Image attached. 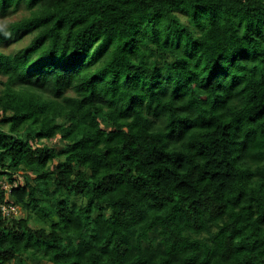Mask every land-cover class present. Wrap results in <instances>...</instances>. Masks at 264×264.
I'll use <instances>...</instances> for the list:
<instances>
[{
  "label": "clouds",
  "instance_id": "obj_1",
  "mask_svg": "<svg viewBox=\"0 0 264 264\" xmlns=\"http://www.w3.org/2000/svg\"><path fill=\"white\" fill-rule=\"evenodd\" d=\"M51 2L0 0V81L48 105L27 124L0 110V139L40 161L17 168L0 146V172L17 177L0 184L21 187L15 207L0 202V264H185L186 248L189 264H224L242 245L264 261V190L248 188L264 176V0H74L58 16ZM181 181L172 216L146 223ZM226 209L246 238L239 222L221 231Z\"/></svg>",
  "mask_w": 264,
  "mask_h": 264
},
{
  "label": "trees",
  "instance_id": "obj_2",
  "mask_svg": "<svg viewBox=\"0 0 264 264\" xmlns=\"http://www.w3.org/2000/svg\"><path fill=\"white\" fill-rule=\"evenodd\" d=\"M74 0H52V2L48 5V7L45 9L46 12H48L50 15L58 16L63 12L72 11V7H69V5H73ZM40 19H47V16L39 17ZM89 21H92L94 17H89ZM43 39V36L36 37V40ZM33 47H35V42L33 43ZM40 47H43L41 45ZM39 50V49H37ZM1 89H0V110L4 112L12 111V116H5L4 119L6 121H16L18 120L21 124H27L28 120L31 118V116L36 113L40 112L42 115H44L48 111V105L45 104L40 98L33 97L31 95H19L12 91L13 84L11 82L4 83L3 81L0 83ZM106 114L97 112L95 116L92 117L93 120L96 118L104 119V116ZM36 121L33 120L32 124H35ZM13 127L15 128V123L13 124ZM53 127H59L57 124H53ZM91 128V122H88L87 124H81L78 129L72 132V138L76 140V143H80L82 140L85 139L88 135V131ZM32 133L30 130H27L25 132V135L30 136ZM37 135H40V133H37ZM68 135V133H66ZM79 137V139H76ZM90 139V137H89ZM17 145H20V147H17ZM0 146L4 147L6 149V154H11L12 159L15 162V167L19 168L20 165L24 164L29 169H31L33 166H39L40 161L39 160H29L26 159L27 157V149H26V141L20 140L18 138H9L7 136L0 139ZM83 150V149H82ZM256 163H259V161H256ZM11 167V166H10ZM149 167H151V161H149ZM131 170V169H130ZM160 170L157 169L153 172H151L152 178L156 181L154 187L156 189H159L161 186L162 181L164 180V177L161 175H158L157 173ZM8 175L9 181L14 182L15 176H11L10 174L6 172H0V176ZM41 176H43V173H41ZM141 177L140 179H142ZM211 179V177H209ZM197 182H199L197 180ZM191 184H186V182L181 181V184L176 185L173 194L171 196L165 197L164 202L161 203L159 207H156L153 209V211L150 213V215L146 218V223H151L153 221V218L160 219L172 216V210L176 208V201L181 199V192L182 191H188L191 188ZM248 188L251 193L258 195L260 191L264 190V176H254L249 180ZM135 186L132 187L131 191H135ZM26 191V188L24 189ZM129 188L127 186L119 187L115 192H111L106 194V198L115 200L119 202L120 199H122L125 195L129 194ZM256 195H253V199L256 198ZM5 197V192L0 190V201L3 200ZM10 197H15L16 201L21 200V187L20 185H15L11 188ZM150 199L152 197H149ZM238 198V197H237ZM192 203H196V201H192ZM188 207H191V204L187 205ZM232 207H235V205H232ZM182 213L177 212L176 218L179 221L181 225L185 223L183 219H181ZM219 221H221L224 224V228L221 229L222 232L225 231V229L230 228L231 225H237L239 222L240 227L232 229L233 231L239 232L241 235H244L245 238L247 237V233L241 232V228L244 227V220L243 218L239 216H233L231 213L226 212L222 213L220 216L217 217ZM257 223H260V220H257ZM106 235L110 236V233H107ZM225 235H229L228 232H225ZM239 238V237H238ZM260 243L259 241L254 242L255 244ZM255 250V247L249 248L248 246L242 245L239 251L232 252L228 259L224 260V253L222 252L219 256V260L224 261V264H252V262L248 259V257L251 255V252ZM92 255H95V252L91 253ZM191 249H185L181 255L185 258V264H189L188 258L190 257ZM85 255H88L86 253ZM73 264H76L75 261H73ZM92 264H95V261L93 260ZM129 264H144V262L140 259L139 253H132L129 256ZM150 264H169V257L164 255L163 253H158L156 255L151 256ZM260 264H264V261H260Z\"/></svg>",
  "mask_w": 264,
  "mask_h": 264
},
{
  "label": "built area",
  "instance_id": "obj_3",
  "mask_svg": "<svg viewBox=\"0 0 264 264\" xmlns=\"http://www.w3.org/2000/svg\"><path fill=\"white\" fill-rule=\"evenodd\" d=\"M16 179H17V177H15V181H16ZM15 181H14V182H10V181L8 180V184H9V185L14 184ZM11 188H12V187H7V186H5V185L0 184V190L5 192V197H9V199H5V197H4V199L1 200L0 202H2L3 204H5L6 206H7L8 204H12V206L15 207L14 202L10 199V198H11V197H10ZM0 211H2V209H0Z\"/></svg>",
  "mask_w": 264,
  "mask_h": 264
},
{
  "label": "rangeland",
  "instance_id": "obj_4",
  "mask_svg": "<svg viewBox=\"0 0 264 264\" xmlns=\"http://www.w3.org/2000/svg\"><path fill=\"white\" fill-rule=\"evenodd\" d=\"M1 82H2V81H0V83H1ZM1 87H2V86H1V84H0V89H1Z\"/></svg>",
  "mask_w": 264,
  "mask_h": 264
}]
</instances>
